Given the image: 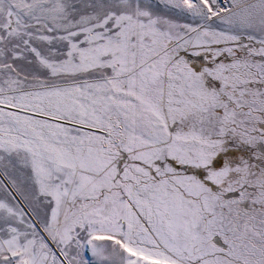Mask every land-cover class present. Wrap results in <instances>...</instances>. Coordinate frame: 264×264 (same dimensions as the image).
Wrapping results in <instances>:
<instances>
[{
  "label": "snow or ice",
  "instance_id": "1",
  "mask_svg": "<svg viewBox=\"0 0 264 264\" xmlns=\"http://www.w3.org/2000/svg\"><path fill=\"white\" fill-rule=\"evenodd\" d=\"M0 264H264V0H0Z\"/></svg>",
  "mask_w": 264,
  "mask_h": 264
}]
</instances>
